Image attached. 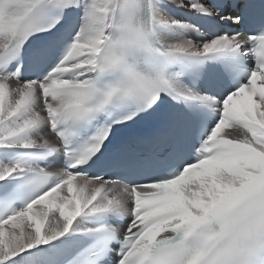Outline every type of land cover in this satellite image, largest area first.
Segmentation results:
<instances>
[{"label": "snow or ice", "instance_id": "obj_1", "mask_svg": "<svg viewBox=\"0 0 264 264\" xmlns=\"http://www.w3.org/2000/svg\"><path fill=\"white\" fill-rule=\"evenodd\" d=\"M0 264H264V0H0Z\"/></svg>", "mask_w": 264, "mask_h": 264}, {"label": "bare ground", "instance_id": "obj_2", "mask_svg": "<svg viewBox=\"0 0 264 264\" xmlns=\"http://www.w3.org/2000/svg\"><path fill=\"white\" fill-rule=\"evenodd\" d=\"M177 14V13H176ZM178 15V14H177Z\"/></svg>", "mask_w": 264, "mask_h": 264}]
</instances>
